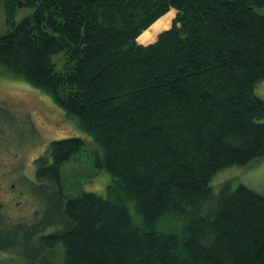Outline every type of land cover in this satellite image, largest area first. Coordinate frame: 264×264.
Wrapping results in <instances>:
<instances>
[{"label":"trees","instance_id":"16d2710c","mask_svg":"<svg viewBox=\"0 0 264 264\" xmlns=\"http://www.w3.org/2000/svg\"><path fill=\"white\" fill-rule=\"evenodd\" d=\"M20 8L32 12L15 23ZM170 10L171 27L138 44ZM4 12L0 68L92 146L55 140L35 160L48 218L0 213L13 256L0 264H264V195L211 185L264 159V0H4ZM84 153L113 178L109 198L67 194L63 169Z\"/></svg>","mask_w":264,"mask_h":264},{"label":"rangeland","instance_id":"374dc122","mask_svg":"<svg viewBox=\"0 0 264 264\" xmlns=\"http://www.w3.org/2000/svg\"><path fill=\"white\" fill-rule=\"evenodd\" d=\"M31 12L30 8H20L14 19L15 23ZM174 16L175 11L170 10L146 30L138 41L144 44L154 43L161 32L171 27ZM5 21L4 0H0V36L11 31ZM254 92L264 100V81L255 86ZM72 137L88 140L87 145L92 146L91 137L80 129L77 120L67 117L48 96L11 77L0 68L1 220L8 222L9 225L17 221L30 224L46 221L48 217L44 213L40 217L43 210L42 201L31 188L35 179V160L45 154L50 142ZM63 173L68 195H75V188L80 184L84 192H91L104 198L110 197L107 186L112 183L113 178L105 171L95 172L86 153L80 156L78 161L65 166ZM228 182L233 188L243 184L264 195V159L247 167H231L217 173L211 183L213 192L217 194ZM47 198L48 201L56 199L55 194ZM127 206L134 218L136 212L133 205L128 203ZM46 215L49 216V213ZM5 234L0 230V263L9 262V259L13 258L1 248L5 245L1 238Z\"/></svg>","mask_w":264,"mask_h":264},{"label":"crops","instance_id":"0c3cea01","mask_svg":"<svg viewBox=\"0 0 264 264\" xmlns=\"http://www.w3.org/2000/svg\"><path fill=\"white\" fill-rule=\"evenodd\" d=\"M155 23H156V22H155ZM155 23H154V24H155ZM147 30H148V29H147ZM143 33H145V31H144ZM143 33H142V34H143ZM142 34L137 38V42H138V44H141V45H144V46L150 44L151 42H149L148 44H144L143 42H139V41H138L139 38L142 36Z\"/></svg>","mask_w":264,"mask_h":264}]
</instances>
